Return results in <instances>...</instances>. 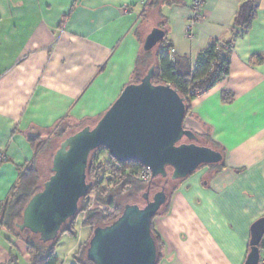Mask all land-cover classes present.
<instances>
[{
	"label": "crops",
	"instance_id": "0c3cea01",
	"mask_svg": "<svg viewBox=\"0 0 264 264\" xmlns=\"http://www.w3.org/2000/svg\"><path fill=\"white\" fill-rule=\"evenodd\" d=\"M246 1L206 0L188 38L191 0H0V208L36 160V139L65 119L94 125L134 81L153 28L192 70L212 41H232L229 75L192 100L185 121L220 144L223 167L203 166L179 182L153 224L164 242L159 264H244L251 225L264 216V0L251 28L234 36ZM82 219L76 237H61L59 264H76L91 238ZM0 264H31L26 242L2 228Z\"/></svg>",
	"mask_w": 264,
	"mask_h": 264
},
{
	"label": "water",
	"instance_id": "95a60500",
	"mask_svg": "<svg viewBox=\"0 0 264 264\" xmlns=\"http://www.w3.org/2000/svg\"><path fill=\"white\" fill-rule=\"evenodd\" d=\"M164 37L162 28H153L143 49L152 50ZM155 68L151 66L140 82L126 85L94 125L82 127L61 142L53 156L52 174L24 208L17 225L21 231L28 229L44 242L59 236L92 188L87 169L91 153L100 147H106L118 161L149 166L151 179H183L203 164L223 160L220 151L198 144V135L185 127V98L168 83H154ZM143 198L146 204L127 203L116 220L94 229L87 249L93 264H158L152 223L167 194L163 188L152 197L148 191ZM263 237L264 216L251 225L244 264H259Z\"/></svg>",
	"mask_w": 264,
	"mask_h": 264
},
{
	"label": "trees",
	"instance_id": "16d2710c",
	"mask_svg": "<svg viewBox=\"0 0 264 264\" xmlns=\"http://www.w3.org/2000/svg\"><path fill=\"white\" fill-rule=\"evenodd\" d=\"M258 1L259 0H247L242 4L234 20V36L240 33L244 34L251 28L257 15ZM219 45L226 46L228 50L225 53H221L219 51ZM232 46V41H223L219 39L212 41L200 52L196 67L192 70L188 57H178L175 55V60H170V56L166 50L171 47L170 44L163 39L156 46L159 47L157 62L153 61L152 56V50L156 47L145 52V59L143 57L138 58V65L136 67V74L133 82H140L150 67L155 65L153 82L168 83L185 98L188 108L186 114L187 119L192 115V100L197 96V94L192 92L208 91L229 75V53ZM232 99L233 96L231 94L227 91L224 92L225 101L230 102ZM86 125L83 123H74L71 120L65 119L58 125L53 133L55 137H64L65 139L67 136L75 133ZM197 135L199 137L197 141L198 144L210 146L223 154V160L221 162L216 164H203L199 168L207 165L223 167L225 152L220 144L216 143L208 132H206V134ZM40 139L42 138L36 139L37 149L40 145V143L38 144V140ZM184 141L188 140L184 139ZM42 142L43 141H41V143ZM100 151H106L108 153L109 159L107 161L97 160L95 158V155ZM34 162L27 166L22 172L10 197L0 208V228L7 230L15 235V237L21 238L26 242L31 264H59V257L56 251L57 245L64 234H69L73 237L77 236L75 226L82 216V224L90 227L93 234L95 228L107 225L116 220L127 203H138L139 199H143L146 204V200L143 198L146 192L150 191V196L152 197L155 192L164 188L167 199L160 210L155 214L153 218L154 221L158 215L167 211L171 196L178 189L179 182L185 179L173 180L170 176L166 177L170 178L175 183L171 193L168 194L166 182L157 181V178L163 177H156L148 182H144L136 175L137 170L143 166L141 163L134 161H118L110 156L106 147H100L90 155L87 178L89 181L93 182V185L90 192L80 200L77 215L64 224L62 231L55 240L44 242L40 239L39 235L32 233L28 229L21 231L17 226L18 223L22 221L25 206L31 197L43 187L41 185L40 171L35 166ZM105 180L108 181L107 186L103 185ZM92 194H94V199H92ZM123 195L127 196V199L124 203H119L117 196ZM88 197L90 198L88 199ZM152 229L158 248L159 264L163 257L164 242L153 223ZM89 241L81 245L79 251L74 254L76 264H93L87 257ZM259 246L260 249L264 248L263 239Z\"/></svg>",
	"mask_w": 264,
	"mask_h": 264
},
{
	"label": "rangeland",
	"instance_id": "374dc122",
	"mask_svg": "<svg viewBox=\"0 0 264 264\" xmlns=\"http://www.w3.org/2000/svg\"><path fill=\"white\" fill-rule=\"evenodd\" d=\"M63 138H58L54 136L53 134H50L48 138H42L38 140V144L40 143L38 149H37V156L35 160V166L39 169L40 175H41V185L43 186V183L49 178L51 175V167H52V160L55 152L60 147L61 142L63 141ZM41 141H43L41 143ZM95 158L97 160L107 161L109 159V155L106 151H100L97 155H95ZM158 182H166V189L168 194L171 193L172 188L174 187V182L170 178H157ZM108 181L105 180L103 182L104 186H107ZM111 187V186H110ZM92 199H94V194L91 195ZM90 197H88L89 199ZM127 199V196H117V200L119 203H124ZM138 203L141 205L145 204V201L143 199H139Z\"/></svg>",
	"mask_w": 264,
	"mask_h": 264
},
{
	"label": "built area",
	"instance_id": "2783aa9c",
	"mask_svg": "<svg viewBox=\"0 0 264 264\" xmlns=\"http://www.w3.org/2000/svg\"><path fill=\"white\" fill-rule=\"evenodd\" d=\"M191 1H192V14L188 22L185 25V34L188 38H193L195 36V27L198 25V23L203 18V9L206 3V0H191ZM227 50L228 48L226 46L219 45V51L221 53H225ZM166 51L170 56V60L174 61L176 49L171 47V48H168ZM192 93H195L198 96L203 92L195 91ZM6 160H7V155L5 151L0 149V164ZM136 175L140 180L144 182H148L152 178V169L149 166L143 165L137 170ZM259 264H264V248L261 249V256H260Z\"/></svg>",
	"mask_w": 264,
	"mask_h": 264
}]
</instances>
